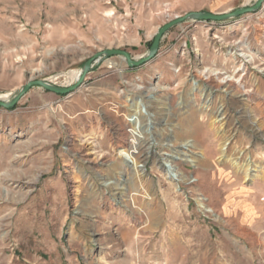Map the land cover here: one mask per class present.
<instances>
[{
    "label": "rangeland",
    "instance_id": "374dc122",
    "mask_svg": "<svg viewBox=\"0 0 264 264\" xmlns=\"http://www.w3.org/2000/svg\"><path fill=\"white\" fill-rule=\"evenodd\" d=\"M256 1L0 0V99L72 85L105 48L141 58L176 16ZM131 95L148 113L140 171L118 154ZM263 135L264 4L178 24L153 60L103 59L68 95L34 86L0 107V264H264Z\"/></svg>",
    "mask_w": 264,
    "mask_h": 264
},
{
    "label": "water",
    "instance_id": "95a60500",
    "mask_svg": "<svg viewBox=\"0 0 264 264\" xmlns=\"http://www.w3.org/2000/svg\"><path fill=\"white\" fill-rule=\"evenodd\" d=\"M264 4V0H257L251 6H245L235 9L234 11L215 14L208 11H191L184 15L176 16L171 21L165 23L156 32L151 47L147 54L141 58H135L130 52L120 48H105L101 51L96 52L92 57H90L82 66V69L77 77L74 84L69 86L56 85L45 79H30L27 81L11 98L7 100L0 99V107L13 108L20 101V99L34 86L42 87L44 90L57 93L59 95H68L79 88H81L85 82L87 75L91 72L94 64L102 61L103 59H108L113 56H119L122 61L126 62L127 66L130 68H136L142 66L143 64L153 60L159 53L160 45L165 34L174 26L181 24L188 20L193 21H225L233 18L240 17L246 13H253L259 11Z\"/></svg>",
    "mask_w": 264,
    "mask_h": 264
},
{
    "label": "bare ground",
    "instance_id": "6f19581e",
    "mask_svg": "<svg viewBox=\"0 0 264 264\" xmlns=\"http://www.w3.org/2000/svg\"><path fill=\"white\" fill-rule=\"evenodd\" d=\"M243 54L246 58H248V61H252L253 57L251 55H247L245 53H241ZM115 64V63H114ZM230 78H233L232 76L228 75L224 78V81L229 80ZM143 86H139V88H142ZM196 87H199L198 84H196ZM127 99L129 101H131V105H132V113L130 116L135 117V120L133 121V127H134V134H133V142L130 146L125 147V148H121L118 151L119 156L123 159L124 165H127L131 168H134L136 170H144V164L140 163L137 157V153L139 152V143L142 140L143 136H144V131H143V115L144 114H148L147 113V107L146 104L144 102L143 97H139V98H134L131 96H128ZM249 118L251 119L252 123L256 124L258 127H261V123H259V120L252 114V112H249ZM254 124V125H255ZM260 130V129H259ZM264 136V135H263ZM192 144L190 142L185 143V149H188ZM226 148V143L222 146V149ZM183 160L185 161H193L191 155L185 151L181 157ZM165 169L167 173H170V175L174 178V179H178V175L179 172L176 170L175 165L173 164V160L172 157H168L166 159V165H165ZM114 182L113 179H106L105 183L107 185H111ZM200 205L203 208L207 209V206L205 205L204 202H200Z\"/></svg>",
    "mask_w": 264,
    "mask_h": 264
},
{
    "label": "built area",
    "instance_id": "2783aa9c",
    "mask_svg": "<svg viewBox=\"0 0 264 264\" xmlns=\"http://www.w3.org/2000/svg\"><path fill=\"white\" fill-rule=\"evenodd\" d=\"M135 120V117H134V115L133 116H128V122L129 123H131V125H132V128L131 129H129L130 130V132H132V135L134 134V127H133V121Z\"/></svg>",
    "mask_w": 264,
    "mask_h": 264
},
{
    "label": "crops",
    "instance_id": "0c3cea01",
    "mask_svg": "<svg viewBox=\"0 0 264 264\" xmlns=\"http://www.w3.org/2000/svg\"><path fill=\"white\" fill-rule=\"evenodd\" d=\"M198 22V21H197Z\"/></svg>",
    "mask_w": 264,
    "mask_h": 264
}]
</instances>
